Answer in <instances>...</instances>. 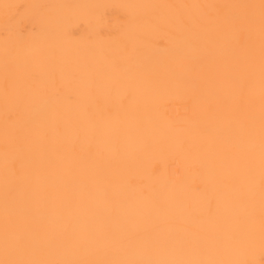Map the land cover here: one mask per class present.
Masks as SVG:
<instances>
[{"label":"bare ground","instance_id":"bare-ground-1","mask_svg":"<svg viewBox=\"0 0 264 264\" xmlns=\"http://www.w3.org/2000/svg\"><path fill=\"white\" fill-rule=\"evenodd\" d=\"M0 264H264V0H0Z\"/></svg>","mask_w":264,"mask_h":264}]
</instances>
